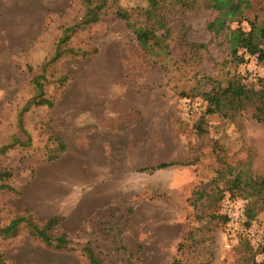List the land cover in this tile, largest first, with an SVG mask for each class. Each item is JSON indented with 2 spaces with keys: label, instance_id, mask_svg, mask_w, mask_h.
Returning a JSON list of instances; mask_svg holds the SVG:
<instances>
[{
  "label": "rangeland",
  "instance_id": "1",
  "mask_svg": "<svg viewBox=\"0 0 264 264\" xmlns=\"http://www.w3.org/2000/svg\"><path fill=\"white\" fill-rule=\"evenodd\" d=\"M253 1L248 17L264 15V0ZM119 4L145 25V1ZM84 13L82 0H0V228L35 214L24 187L60 156L56 136L74 147L101 132L120 141L125 156L128 144L145 146L149 135L150 149L132 165L135 186L122 190L117 209L76 230L56 228L69 233L71 249L48 246L22 224L16 236L0 232L2 264H92L88 241L104 264H264V91L239 111L209 112L214 104L204 97L223 100L234 76L261 87L257 56L234 53L229 33L239 24L215 33L208 24L218 11L166 0L158 12L164 27L142 43L111 2L98 21L80 26ZM69 26L63 55L51 61ZM36 75L53 106L33 103ZM169 161L190 164L138 171ZM228 198L246 201V220L234 231L223 212Z\"/></svg>",
  "mask_w": 264,
  "mask_h": 264
},
{
  "label": "trees",
  "instance_id": "2",
  "mask_svg": "<svg viewBox=\"0 0 264 264\" xmlns=\"http://www.w3.org/2000/svg\"><path fill=\"white\" fill-rule=\"evenodd\" d=\"M85 5V13L80 19V26H86L93 22L98 21L101 18V12L106 8L109 3L115 7V15L125 20L129 27L135 32L137 39L142 43H147L153 37V34L164 27V22L159 16V11L164 7L166 0H143L146 2V7H139L140 11L146 15L148 20L155 19L150 22L147 20L145 25H136L132 19V13L119 4V0H82ZM176 3H180L184 6L191 7L193 5H202L206 8H212L218 11L217 16L208 24L210 30L215 33H220L225 29L229 23L237 22L239 25L235 28L230 29V40L236 44L234 53H238L239 50L247 52L251 55H256L260 63L264 65V15L255 13L254 16L248 17L251 11H255V5L253 0H174ZM247 21L249 23V29L244 28L241 24ZM78 25V26H79ZM75 30V27H66L64 35L59 39L55 53L51 61L59 59L63 55L61 45L66 43L69 39L68 32ZM70 52H72L70 50ZM243 60V59H242ZM241 60V61H242ZM261 87L257 89L253 86H248L242 82V79L238 76L231 77L228 80L227 85L224 87L226 90V96L223 100L211 99L207 93L204 94L205 99L213 102L214 107L208 109L209 112H216V110H222L224 107H229L233 111H239L252 105L256 102L257 98L264 91V77L259 80ZM34 84L37 90V97L32 101L36 105H48L53 106L54 102L45 96L44 85L41 83L39 76L34 77ZM30 104V103H29ZM59 143L57 152L61 154L66 149V144L59 136L55 137ZM4 146L3 149H6ZM58 155L50 157V161L56 160ZM176 164L189 165V162H161L157 165L146 166L138 169L141 172H153L159 169L167 168ZM239 177L235 178L236 185L239 184ZM7 188L12 189L11 186L7 185ZM165 196V193L162 194ZM232 198V195H230ZM131 211V208H130ZM224 220L227 217L223 216ZM64 216L54 215L43 221L39 220L36 214L29 212L28 214H18L11 222L5 227L0 228V232L5 237L16 236L22 224H26L30 227L31 234L36 238L41 239L50 247H54L57 250L71 249L69 233L55 232L56 228L62 225ZM182 241H180L181 243ZM178 244L179 247L181 246ZM85 252L92 264H104L95 254L94 246L92 242L88 241L86 244ZM4 255L0 253V264L4 262Z\"/></svg>",
  "mask_w": 264,
  "mask_h": 264
},
{
  "label": "crops",
  "instance_id": "3",
  "mask_svg": "<svg viewBox=\"0 0 264 264\" xmlns=\"http://www.w3.org/2000/svg\"><path fill=\"white\" fill-rule=\"evenodd\" d=\"M64 141L65 151L56 160L36 168L34 179L24 187L22 197L39 220L62 215L65 218L62 226L72 231L98 213L108 210L105 215H109L119 207V200L125 195L122 190L135 186L132 177L135 168L131 167L140 153L149 151L150 137L142 138L141 144L145 146L136 142L128 144L125 156L120 155V141L101 132L83 135L74 147L68 138L64 137ZM123 165L130 168L123 170ZM146 166L150 165L142 167ZM156 171L146 173L151 176ZM130 196V201L137 198L136 193ZM148 222L152 223L153 219Z\"/></svg>",
  "mask_w": 264,
  "mask_h": 264
},
{
  "label": "built area",
  "instance_id": "4",
  "mask_svg": "<svg viewBox=\"0 0 264 264\" xmlns=\"http://www.w3.org/2000/svg\"><path fill=\"white\" fill-rule=\"evenodd\" d=\"M223 212L225 215L229 216V230H237V222H244L246 220V201L241 200L239 202H234L228 198L224 202Z\"/></svg>",
  "mask_w": 264,
  "mask_h": 264
}]
</instances>
